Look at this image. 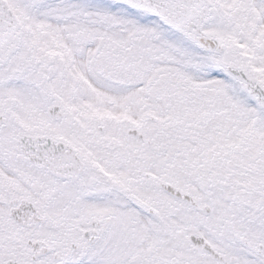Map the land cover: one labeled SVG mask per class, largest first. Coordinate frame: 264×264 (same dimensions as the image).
Instances as JSON below:
<instances>
[{
  "label": "snow or ice",
  "instance_id": "obj_1",
  "mask_svg": "<svg viewBox=\"0 0 264 264\" xmlns=\"http://www.w3.org/2000/svg\"><path fill=\"white\" fill-rule=\"evenodd\" d=\"M0 264H264V0H0Z\"/></svg>",
  "mask_w": 264,
  "mask_h": 264
}]
</instances>
